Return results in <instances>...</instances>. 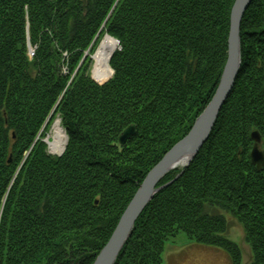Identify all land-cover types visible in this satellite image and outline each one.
Wrapping results in <instances>:
<instances>
[{
  "label": "trees",
  "instance_id": "trees-1",
  "mask_svg": "<svg viewBox=\"0 0 264 264\" xmlns=\"http://www.w3.org/2000/svg\"><path fill=\"white\" fill-rule=\"evenodd\" d=\"M234 2L0 0V264L93 263L216 92ZM245 12L240 69L208 139L159 182L114 264H162L181 232L241 264L224 212L243 227L249 264H264V165L250 159L252 131L264 153V0ZM107 33L119 44L97 83L91 56ZM57 118L59 156L44 141Z\"/></svg>",
  "mask_w": 264,
  "mask_h": 264
},
{
  "label": "water",
  "instance_id": "water-1",
  "mask_svg": "<svg viewBox=\"0 0 264 264\" xmlns=\"http://www.w3.org/2000/svg\"><path fill=\"white\" fill-rule=\"evenodd\" d=\"M230 9L229 31L227 38V59L221 73L220 81L217 85V90L211 98V101L202 110V112L194 120L193 125L187 132V135L176 141L170 149L166 151L164 156L156 162V164L146 173L143 181L136 188V192L126 205L124 212L117 220V224L111 236L106 241L105 246L97 253L92 264H114L117 260L118 254L126 244L125 242L132 234V230L136 223L138 216L143 212V209L152 200L153 196L162 189L165 185H158L164 176L171 170L178 168V166H188V163L195 157L204 142L208 139L210 131L216 123L218 113L223 103L226 101L228 94L232 90V86L237 79L240 69L241 55H240V26L241 20L246 13V9L253 0H234ZM106 36L108 35L105 34ZM111 37L110 35H108ZM114 39L113 37H111ZM117 43L119 40L114 39ZM29 49L32 51L30 44ZM97 52V51H96ZM95 52V54H96ZM114 51L109 55L108 60ZM94 54V55H95ZM94 58V56H92ZM109 64V63H108ZM110 67V66H109ZM112 75V70L110 71ZM92 77V75H91ZM60 120H57V124ZM63 130V128H62ZM66 138L62 151L56 155H60L65 150V145L68 141ZM136 132V125H129L122 130L118 135V147H122L127 140L133 137ZM251 139L254 144L251 149L250 159L256 165L258 170L264 165V153L259 149L260 134L258 131L251 132ZM47 146L50 141L45 138ZM50 152V151H49ZM51 153V152H50Z\"/></svg>",
  "mask_w": 264,
  "mask_h": 264
},
{
  "label": "rangeland",
  "instance_id": "rangeland-1",
  "mask_svg": "<svg viewBox=\"0 0 264 264\" xmlns=\"http://www.w3.org/2000/svg\"><path fill=\"white\" fill-rule=\"evenodd\" d=\"M105 36L106 35L104 34L102 38H104ZM99 44L97 45V48ZM97 48L94 50L95 52ZM95 52L92 54V56H94ZM92 62L93 64L91 66L90 73L92 75V78L94 79L92 69H93L95 62H94L93 57H92ZM96 82L98 83L99 81H96ZM57 120L58 118L51 124V126L49 127L50 129L47 132V136L45 137V138L48 137L49 141L52 140V137L55 133L54 126L56 125L55 123L57 122ZM47 150H49V145L47 147ZM224 214L230 221V226L228 227L229 230L227 232V237L233 240L234 242H236L239 246V249H241V260H242L241 264H249L251 260L250 259L251 258V248H249V245L244 238L243 227H241L240 223L235 218L231 217L227 212H224ZM192 241L188 240L186 235L183 232H181L176 237H174L169 242H167L164 248V251H163L164 254H163L162 264H228V260L226 259V257L228 256V253L226 250L225 252L227 253V255L220 253L219 251L210 249L211 247L213 248L215 247L220 250H223L222 248L218 246H210L204 243L200 244L197 242L192 245H187L189 242L192 243ZM166 251H168V253Z\"/></svg>",
  "mask_w": 264,
  "mask_h": 264
},
{
  "label": "bare ground",
  "instance_id": "bare-ground-1",
  "mask_svg": "<svg viewBox=\"0 0 264 264\" xmlns=\"http://www.w3.org/2000/svg\"><path fill=\"white\" fill-rule=\"evenodd\" d=\"M116 46V41L108 35L101 39V42L96 50L97 52L94 55L95 63L92 69L93 77L96 81L102 82L109 78L111 69L108 64V57L113 51H115ZM54 128L55 133L49 143V150L53 154H58L62 151L66 138L64 137V133L58 123L54 126Z\"/></svg>",
  "mask_w": 264,
  "mask_h": 264
},
{
  "label": "crops",
  "instance_id": "crops-1",
  "mask_svg": "<svg viewBox=\"0 0 264 264\" xmlns=\"http://www.w3.org/2000/svg\"><path fill=\"white\" fill-rule=\"evenodd\" d=\"M196 242H194V241H192V243L191 242H189L187 245H192V244H195ZM207 246V245H206ZM210 249H212V250H216V251H219L220 253H223V254H226L227 255V253L225 252V251H223V250H220V249H218V248H213V247H211ZM167 253H168V251H166ZM167 256V255H166ZM229 256V255H228ZM228 256L226 257V259L228 260V264H232V261L230 260V258H228ZM167 260V259H166Z\"/></svg>",
  "mask_w": 264,
  "mask_h": 264
}]
</instances>
